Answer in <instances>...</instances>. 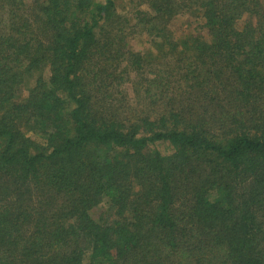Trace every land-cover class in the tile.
Listing matches in <instances>:
<instances>
[{"label": "trees", "instance_id": "1", "mask_svg": "<svg viewBox=\"0 0 264 264\" xmlns=\"http://www.w3.org/2000/svg\"><path fill=\"white\" fill-rule=\"evenodd\" d=\"M0 264H264V0H0Z\"/></svg>", "mask_w": 264, "mask_h": 264}, {"label": "rangeland", "instance_id": "2", "mask_svg": "<svg viewBox=\"0 0 264 264\" xmlns=\"http://www.w3.org/2000/svg\"><path fill=\"white\" fill-rule=\"evenodd\" d=\"M27 1V0H25ZM128 2H121L118 3L117 5V11L120 13H124V14H129L128 12V8L127 6ZM194 20L193 17L187 15V17H182L177 16L175 17L171 22L170 25L174 31V34L176 36L181 35L184 32H192V30L194 29V24H192V21ZM127 42L129 43V47L131 49V51L135 52V53H140L143 54L144 52H148L150 48H152L154 50V54L156 53L155 51V47L151 45L150 43V39L148 38V34L145 32L144 33H133L132 35H130L127 39ZM152 148L158 150L162 155L166 156L172 153V149L171 147L166 144V143H155ZM103 205V204H102ZM99 205L97 207H95L92 211H91V215L92 217L98 221V217H100V214L103 213V217L105 216L104 220H108L110 218V213H107L109 211H107V207ZM106 209V210H105ZM106 214V215H105ZM111 219L108 221L110 222Z\"/></svg>", "mask_w": 264, "mask_h": 264}]
</instances>
